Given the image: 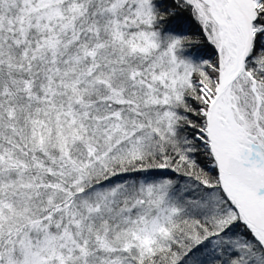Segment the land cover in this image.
I'll use <instances>...</instances> for the list:
<instances>
[{
  "label": "snow or ice",
  "instance_id": "1",
  "mask_svg": "<svg viewBox=\"0 0 264 264\" xmlns=\"http://www.w3.org/2000/svg\"><path fill=\"white\" fill-rule=\"evenodd\" d=\"M0 264H264V0H0Z\"/></svg>",
  "mask_w": 264,
  "mask_h": 264
}]
</instances>
